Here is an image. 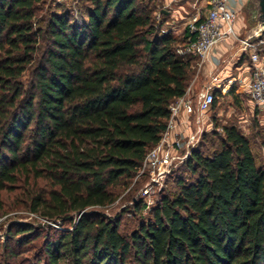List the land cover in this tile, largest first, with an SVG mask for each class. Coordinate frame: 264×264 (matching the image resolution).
Returning <instances> with one entry per match:
<instances>
[{
	"label": "trees",
	"instance_id": "1",
	"mask_svg": "<svg viewBox=\"0 0 264 264\" xmlns=\"http://www.w3.org/2000/svg\"><path fill=\"white\" fill-rule=\"evenodd\" d=\"M90 1L37 27L41 0H0V214L14 204L63 227L18 223L10 239L41 240L45 264H264V166L235 123L192 149L178 192L130 234L95 209L129 188L198 58L177 52L188 32L180 45L160 33L154 0Z\"/></svg>",
	"mask_w": 264,
	"mask_h": 264
},
{
	"label": "rangeland",
	"instance_id": "2",
	"mask_svg": "<svg viewBox=\"0 0 264 264\" xmlns=\"http://www.w3.org/2000/svg\"><path fill=\"white\" fill-rule=\"evenodd\" d=\"M194 0H154L152 7L154 8L155 25L161 34L171 33L179 40V44L187 35L188 24L193 20L199 11V8L193 5ZM91 6L90 0H41L38 3L37 17L35 18L36 26H42L51 14H61V12L71 13L76 17H80V13L86 15V8ZM248 19V15L245 12ZM77 19V18H76ZM242 32L241 37H246L250 29ZM239 45V41L236 40ZM239 49V47H238ZM39 55H37V61ZM195 67L194 77L200 73L203 62L197 61ZM32 75V68H30L23 76V81L27 83ZM242 103L238 102L234 95L227 96L221 94L217 96L216 106L205 111L206 121L202 124L203 132L199 136L197 146L203 145V151L209 152L212 148V141L217 137L213 132H223L222 126L225 124L235 123L240 129L247 134L252 141L257 161L261 166H264V106L256 107L248 103V97L240 99ZM206 134V138H204ZM204 140V141H203ZM180 164L173 169V174L170 175L168 182L158 185L153 188V193L150 201L153 205L156 204L161 194H171L174 196L178 192L176 184V175H184V169ZM173 175V176H172ZM185 176V175H184ZM187 177L190 175H186ZM192 179L193 177L190 176ZM149 184L148 174L140 177H135L129 188H121L119 190V197L115 203L107 207L95 208L105 213L110 218H119L121 220L120 230L126 234H130L138 225L150 217L148 205H144L141 211H136L135 205L138 200H145L148 196L144 194V188ZM12 201V200H11ZM151 205V206H153ZM27 223L31 224L43 232L52 230L60 231L61 224L56 221L49 220L38 213L31 212L21 206H13L4 213L0 214V264H45L41 259V240H36L32 243L20 244L16 242V237L10 239V230L14 224ZM71 226V225H66ZM8 244L12 249H15L18 256L11 257L10 250L5 248Z\"/></svg>",
	"mask_w": 264,
	"mask_h": 264
},
{
	"label": "built area",
	"instance_id": "3",
	"mask_svg": "<svg viewBox=\"0 0 264 264\" xmlns=\"http://www.w3.org/2000/svg\"><path fill=\"white\" fill-rule=\"evenodd\" d=\"M205 13L199 8L197 16L188 24V41L178 48L180 55L196 56L200 62H205L213 48L228 37L239 41V49L251 60V80L249 92L256 107L264 106V36L259 39L237 37L234 23L238 17L237 0H207ZM191 85L186 93L171 106V118L168 129L161 141L146 156L137 177L148 174L149 184L144 188L147 207L153 205L150 201L153 188L164 184L167 177L179 164L186 161L203 132L202 118L197 117L194 131L186 138L169 139V130L174 126V119L180 110L192 111L194 99L191 97ZM215 94L210 89H204L197 95L196 103L200 106L212 105Z\"/></svg>",
	"mask_w": 264,
	"mask_h": 264
},
{
	"label": "crops",
	"instance_id": "4",
	"mask_svg": "<svg viewBox=\"0 0 264 264\" xmlns=\"http://www.w3.org/2000/svg\"><path fill=\"white\" fill-rule=\"evenodd\" d=\"M246 0H237L239 10L238 17L234 23L236 36L241 37L247 29L248 19L245 14ZM203 8L207 12V0H194L192 7ZM236 38L228 37L217 44L209 57L203 63L200 73L190 82L191 97L194 99L192 111L180 110L174 119V126L169 130V139L173 141L177 137L186 138L195 129L196 118H202L205 123V111L212 108V105L200 106L196 103L197 95L204 89H210L214 94L223 93L227 96L234 95L238 102L244 96L248 97V103L255 106L249 92L251 80V60L249 56L238 49ZM178 100V99H177ZM206 109V110H205Z\"/></svg>",
	"mask_w": 264,
	"mask_h": 264
},
{
	"label": "water",
	"instance_id": "5",
	"mask_svg": "<svg viewBox=\"0 0 264 264\" xmlns=\"http://www.w3.org/2000/svg\"><path fill=\"white\" fill-rule=\"evenodd\" d=\"M245 7L250 13L248 39H259L264 36V0H246Z\"/></svg>",
	"mask_w": 264,
	"mask_h": 264
}]
</instances>
